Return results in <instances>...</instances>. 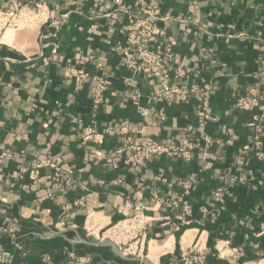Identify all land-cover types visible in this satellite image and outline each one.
<instances>
[{"label":"crops","instance_id":"1","mask_svg":"<svg viewBox=\"0 0 264 264\" xmlns=\"http://www.w3.org/2000/svg\"><path fill=\"white\" fill-rule=\"evenodd\" d=\"M42 1L49 23L0 39V249L12 252L11 264H64L72 251L98 264H185L182 254L198 247L203 264H264V162L250 149L253 111L234 106L239 93L264 83V0H121L123 10L116 0L0 6ZM149 3L160 10L161 41L173 47L172 75L180 68L189 84L211 86L217 119L206 125L209 142L198 133L196 98L168 103L155 95L154 77L121 64L125 27ZM79 70L89 77L81 80ZM98 77L110 81L99 103L91 90ZM125 124L134 144L181 143L191 133L194 156L138 165L130 154L110 155L125 145ZM90 126L99 135L84 142ZM44 157L73 169L74 183L60 188L48 178L52 167L37 169ZM154 191L182 197L190 211L152 202ZM139 212L149 218L146 256H119L102 233Z\"/></svg>","mask_w":264,"mask_h":264},{"label":"built area","instance_id":"2","mask_svg":"<svg viewBox=\"0 0 264 264\" xmlns=\"http://www.w3.org/2000/svg\"><path fill=\"white\" fill-rule=\"evenodd\" d=\"M145 1V0H144ZM121 0H116L119 5L118 9L123 10L124 6L120 4ZM35 7H31L29 4L16 3L11 8L0 7V37L7 32L10 27H16V29H24L27 27H41L50 22V12L48 3L42 1L35 3ZM134 22L129 23L125 27L126 44L122 48L127 56L122 61V66L132 69L135 73H144L154 77L158 89L155 92L157 97L165 99L168 103L176 101L185 102L192 98L198 100L200 123L198 126L199 135L207 142L210 141V137L205 133V128L210 120H216L217 118L212 114L211 109V86L204 85L199 86L195 83L189 84L183 80L184 73L176 71L173 76L171 71L174 69L173 59V47L171 43L161 41V35L163 32L157 25L158 19H160V10L151 3L144 8L141 13L135 14ZM258 60L261 65V72L264 75V39H258ZM81 80H86L89 74L85 70H79L77 73ZM186 78L187 75L185 74ZM133 85L132 80L128 82ZM110 85V81L107 77L96 78V83L91 87L94 99L97 103L101 102L105 98V92ZM139 94L134 95V99L139 103ZM236 107L239 109L253 110V115L248 122L249 127L252 129L251 133V146L255 155L264 162V83L251 88L246 94L237 98ZM143 115H148L147 110H142ZM111 127L104 129V133H110ZM121 132L124 134H130V127L125 124L121 127ZM99 133L95 129V126H90L85 129L82 134V139L87 142ZM183 141L177 143L175 138L167 142L155 140V139H143L141 142L134 144V138L126 136L125 145L110 155H128V161L142 165L147 159L159 155H169L173 157L184 158L190 161L194 156V135L191 133L184 134ZM127 144H130L127 145ZM8 155V154H5ZM102 157V154L99 155ZM44 166H49L54 169L53 173L48 176L49 179L56 182L58 187H63L65 184L74 183V170L70 168H63L55 158L44 157L37 161V169ZM192 179H189L185 186H190ZM218 195L221 194L219 191ZM155 198L160 201L158 195ZM167 200L171 207L176 210H183L182 212L190 211V205L187 201H184L182 197L175 196L170 199H161V201ZM143 213H137L134 217L127 218L123 222L115 225L113 232L117 230L129 232L130 229L135 228L137 224L146 225V219L141 215ZM7 230V228H4ZM146 234L144 233V236ZM137 239L135 241V249H133V243L129 248L123 250V245L128 241L136 239L138 236H130L127 239H119L117 246L120 247L122 254L136 253L139 243L141 244L140 251L145 241V237ZM133 249V251H132ZM140 255L139 253L137 254ZM13 254L8 250L0 249V264H11ZM46 258L48 256L46 255ZM182 259L185 264H203V252L197 251L194 254L183 253ZM64 264H98L95 263L92 257L87 255H79L75 252H70L69 257Z\"/></svg>","mask_w":264,"mask_h":264},{"label":"rangeland","instance_id":"3","mask_svg":"<svg viewBox=\"0 0 264 264\" xmlns=\"http://www.w3.org/2000/svg\"><path fill=\"white\" fill-rule=\"evenodd\" d=\"M16 3H13L12 5H11V7H13L14 5H15ZM22 5H25V4H22ZM34 5H36L35 3H34ZM48 5V4H47ZM31 7H32V5H30ZM0 7H2V6H0ZM11 7H3V8H11ZM33 7H35V6H33ZM32 7V8H33ZM48 7H49V5H48ZM136 19V18H135ZM32 27V26H31ZM31 27H27V28H31ZM27 28H25V29H27ZM22 29V28H21ZM8 30H10V31H14V30H18V29H16V27L14 28V27H10ZM7 30V31H8ZM5 35V34H4ZM3 35V36H4ZM2 37H0V39H1ZM264 39V38H263ZM259 61V60H258ZM260 69H261V65H260ZM135 73V72H134ZM137 74V73H136ZM132 82H133V80H132ZM255 86H258V85H253V86H250V87H248L246 90H245V92L244 93H239L238 95H237V98L238 97H240V96H242V95H244V94H246L247 93V91H249L251 88H253V87H255ZM236 102H237V99H236V101H235V103H234V106H236ZM253 111V110H252ZM254 113L252 112V115H253ZM252 117V116H251ZM133 136L134 135H129L128 137H132L133 138ZM126 138L127 137H125L124 139V142L126 141ZM164 155H166V154H164ZM169 156V155H168ZM155 157H157V156H155ZM173 157V156H172ZM155 195H158V197L160 198V201L159 200H157L156 198H155ZM161 199H162V197H160V195H159V193H157L156 191H154L153 192V194H152V199H151V201L153 202L154 201V203H167L166 201L167 200H164V201H161ZM141 210V209H140ZM139 213H143V212H139ZM137 214V213H136ZM145 219H146V225H145V227L143 226V225H139V224H137L136 226H135V228H133V229H130L129 230V232H126V231H121V230H117L116 232H113V229H115L114 227H115V225L116 224H118V223H120V222H123L124 220H126L127 218H130V217H134L135 216V214L134 215H132V216H129V217H126V218H124V219H122V220H120V221H118V222H116V223H114V224H112V225H110L109 227H107L106 229H104V231H103V233H102V238L103 239H106V240H108L109 242H111L114 246H116V248H118L119 250H120V247L119 246H117V244H118V241H119V239H127V238H129L130 236H134V235H137L138 237L136 238V239H134V240H132V241H128L127 242V244H125V245H123L122 247H123V250L125 249V248H129L130 247V244L131 243H133V249H135V246H136V244H135V241L139 238V239H142V237L144 236V233L146 234L144 237H145V241H144V243H143V246H142V251H140V247H141V244L139 243V245H138V249H137V251H136V253H129V254H123V255H126V256H138L137 254L139 253L140 255H139V257H145L146 256V251H147V248L149 247V242H150V237H149V218L143 213V214H141ZM173 228H175V229H177V227L175 226V227H173ZM133 249H132V251H133ZM196 250L197 251H202L203 252V249H200V247H198V248H196ZM121 251V250H120ZM118 251L116 250V254L117 255H119V253H117ZM122 252V251H121ZM88 256V255H87ZM120 256V255H119ZM205 262V259H204V256H203V263Z\"/></svg>","mask_w":264,"mask_h":264},{"label":"water","instance_id":"4","mask_svg":"<svg viewBox=\"0 0 264 264\" xmlns=\"http://www.w3.org/2000/svg\"><path fill=\"white\" fill-rule=\"evenodd\" d=\"M114 247L118 251L117 253H119V255L123 256V254L121 253V251L118 248H116V246H114Z\"/></svg>","mask_w":264,"mask_h":264}]
</instances>
